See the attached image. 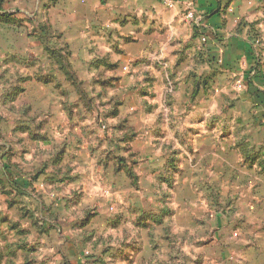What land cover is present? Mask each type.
I'll use <instances>...</instances> for the list:
<instances>
[{"label":"rangeland","instance_id":"rangeland-1","mask_svg":"<svg viewBox=\"0 0 264 264\" xmlns=\"http://www.w3.org/2000/svg\"><path fill=\"white\" fill-rule=\"evenodd\" d=\"M213 3L225 34L147 4L133 60L76 73L61 30L104 0H0V264H264V0ZM233 37L251 66L224 67Z\"/></svg>","mask_w":264,"mask_h":264},{"label":"crops","instance_id":"crops-1","mask_svg":"<svg viewBox=\"0 0 264 264\" xmlns=\"http://www.w3.org/2000/svg\"><path fill=\"white\" fill-rule=\"evenodd\" d=\"M61 1L65 3V6L66 3H71L70 7H77V9L70 8V10H68L70 12H74L75 14L77 12V16L80 19H82V17L83 19L90 18V14H92L91 12H97L99 10L100 4V0ZM104 1L106 2L107 8L106 23L103 22L104 24H101L100 21L104 17H100L101 13H99V15H95V17L97 18V24L100 27H97L96 25H90L88 19H85L83 21H80L82 25L78 23V25L80 26L78 28L76 27V30H74L73 28V31H75L74 33H71L70 27L66 28L65 33L64 29L61 30V33L63 32V39H65L71 53V56L69 58L70 66L76 73L78 72V69H75V63H80L79 60H83V63H86L88 67H96L98 64L101 65L102 58H104L106 65H118V67L125 66L127 65L128 61L133 60V58L128 54V51L135 49L134 47L137 48L143 43L142 41L145 30L143 20L145 19V17L152 18V11L148 10L149 8H145L147 4L156 9V12L154 13L157 15L153 17V21L151 20L153 30L159 29L167 31L175 30L177 26L176 23L179 21L183 22L182 17L177 18V15L181 13L182 9L185 6L193 5L194 3L193 8L196 9L198 13L204 14L207 12L206 10H209L210 6L213 7V4H215L213 3L214 0H194L193 3H190L189 0H174V4L171 7L172 9H167L162 0ZM66 15L69 14L67 13ZM218 15L216 16L215 14V16L209 19H206L204 15L202 16L203 19L202 22L200 20V27L203 28V32H205L207 35L208 33L211 34L213 32L221 34V30L223 31L222 34H225L223 27L224 19H222V16L218 17ZM72 16L74 17V15ZM239 16L240 13L237 10L235 17ZM228 17L230 19L232 15H228L226 18ZM132 23L135 24V27L130 26V24ZM72 26H76V22H73L71 27ZM233 28H235V34L240 35L241 32L239 27H237V25L235 27L234 25ZM97 29L99 30L97 31ZM228 40L229 46L225 48L226 50L223 53V56L225 58L224 67L228 69H235L233 71H236L238 68H240V62L242 59H245V65L246 67H248L250 65L251 52L249 48H245V45H241V43H239L240 41L243 42V39L241 40L239 37H233ZM81 50H84V59L81 58ZM227 58H229L231 61L227 62ZM80 65L82 64L80 63ZM255 76V85H257L256 82H258L260 86L264 85V73L261 71V73H257L255 74ZM257 90L261 91L262 95L264 96L263 88L261 90L258 87ZM258 114L261 117L264 115V103L259 107Z\"/></svg>","mask_w":264,"mask_h":264},{"label":"trees","instance_id":"trees-1","mask_svg":"<svg viewBox=\"0 0 264 264\" xmlns=\"http://www.w3.org/2000/svg\"><path fill=\"white\" fill-rule=\"evenodd\" d=\"M249 93H251V97L262 99V102L264 101V96L262 95L261 91H258L257 89H255V91H252V92L249 91ZM257 102H259V101H257ZM257 109H259V105H258ZM262 117L264 118V115Z\"/></svg>","mask_w":264,"mask_h":264},{"label":"built area","instance_id":"built-area-1","mask_svg":"<svg viewBox=\"0 0 264 264\" xmlns=\"http://www.w3.org/2000/svg\"><path fill=\"white\" fill-rule=\"evenodd\" d=\"M162 1H163V3H164L166 6H168V7H172L173 4H174V0H162ZM192 17H193L192 13H188V14H187V18H188V19H192Z\"/></svg>","mask_w":264,"mask_h":264}]
</instances>
